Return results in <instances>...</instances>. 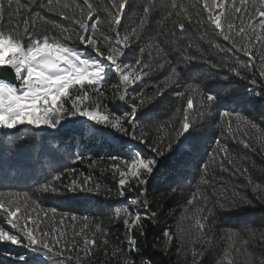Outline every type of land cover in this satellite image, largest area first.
Returning a JSON list of instances; mask_svg holds the SVG:
<instances>
[{
    "label": "trees",
    "instance_id": "16d2710c",
    "mask_svg": "<svg viewBox=\"0 0 264 264\" xmlns=\"http://www.w3.org/2000/svg\"><path fill=\"white\" fill-rule=\"evenodd\" d=\"M4 13V28H8L7 0H2ZM27 3L28 0H20ZM46 3V0H43ZM81 2L82 0H77ZM98 6L97 15L100 17L99 28L105 34H110L103 3L100 0H91ZM159 5L160 0H154ZM170 2V0H169ZM196 7L190 9L192 22L184 20L185 31L175 29L172 35V19H165L166 10L159 7L150 15V24L140 33L139 38L131 40V48L125 51L122 60L135 65L136 59L143 64L136 68L138 72H147L136 85H129L127 99L120 100L124 90L117 87L120 83L118 76L110 74L103 83L104 95L99 97L100 102L109 112H116L124 116L129 115L130 103L138 104L135 133L137 138L130 135L133 128L125 122L129 134L120 133L95 122L83 123L81 117L70 118L63 125L69 128L48 131H36L30 127H21L13 134L0 130V192H27L33 200L43 207L44 211L56 208L53 217L51 212L40 225L41 230L52 227L64 231L67 237L73 235V230L79 231L83 227L81 220H71L74 213L78 217L88 215L91 220L89 234L99 223L107 228L108 244L100 241L104 238L98 234L97 247L90 258H83L81 264H123L126 257H131L135 264H216L222 258L223 249L230 243L238 252L233 251L234 264H259L258 257L264 256V200L258 199L259 193L252 191L248 183L250 174L253 182L264 184V78L260 77L261 61L259 52L255 66H250L249 57L240 51L231 48L228 42L223 41L216 30L208 24H197L195 13L200 12V18H206V13L198 0H189ZM149 0H131L126 11L123 27L136 26L143 16V7ZM13 9L16 7L13 3ZM31 7V17L42 16L50 29L51 34L71 37V42L78 49L82 48L78 40V25L71 18H64L58 12H48L37 3ZM23 16V10H21ZM70 16V14H69ZM95 20V17H93ZM53 25L57 27H53ZM122 30V35H123ZM99 47L108 54V45L98 32ZM204 39H200V37ZM209 41L221 45L224 51L217 49ZM152 47H148V45ZM159 45V47H156ZM191 45V46H189ZM144 48L141 53L139 49ZM90 55H96L93 49L87 48ZM163 65V67H160ZM227 65L228 67H225ZM176 67L180 71L178 83L169 84L162 96L156 93L165 88V77L171 74ZM238 67L241 77L235 76L229 68ZM256 79L254 85L250 81ZM199 85L205 96L211 92L217 95L212 104L204 107L196 102L190 112L195 124V131L191 137L182 140L177 147L176 133L180 130L183 119V108L186 105L189 93L177 98L175 93L182 92L188 85ZM143 99L141 105L139 101ZM70 106V105H69ZM177 107L181 109L176 112ZM224 110L231 113L232 132L227 131L229 118H221ZM247 118L259 125V130L241 125L237 130L236 116ZM163 125V127H161ZM246 133V135H245ZM146 134V135H143ZM147 143H141L140 137ZM220 139L222 145H227L229 155L235 157L237 166L247 167L249 173L241 175L235 173L225 161L228 171L221 170L219 160L223 154H217L215 141ZM248 140L250 147L245 148L240 141ZM163 144L160 145L159 141ZM173 143L172 151H167V145ZM159 147L164 155L158 156L151 151V147ZM134 153L145 158L154 157L157 166L146 185L147 194L141 195V188L135 179L125 185L124 196L119 195V174L111 165L121 163V160H112L111 157L131 159ZM77 156L82 159H77ZM215 159L216 163L212 160ZM209 164L208 172L203 171L202 165ZM66 170H75L71 173ZM65 173L60 181H55L58 193L44 192L41 186L52 181L55 173ZM83 176L90 177L89 187L99 184L102 191L99 194L65 190V185L72 179L82 182ZM208 179L210 185H202L201 179ZM199 188L209 197V206L214 208L207 221L205 235L196 239L195 243L188 240L181 241L173 238L170 242L163 235L165 230H171L172 236L178 234V224L184 214L185 207L192 211L197 206H203L202 200L187 205L193 192ZM246 197L251 203H244L241 197ZM224 204L220 208L216 202ZM116 209H129L140 212H155L152 220L143 221V230L135 228L131 235L137 241L135 250L129 251L128 232L123 223V217L116 219ZM39 212V209L36 210ZM68 213V216H63ZM36 213H33L35 217ZM43 217V212H40ZM4 213L0 211V226H5ZM63 219V224L60 220ZM194 224V220L185 222V226ZM29 226H33L29 224ZM6 230L13 231L10 226ZM238 233L234 242L227 239L228 231ZM39 234V233H38ZM195 239V232H193ZM82 243V237L79 238ZM247 242L246 246L244 242ZM27 241L22 244L0 242V264H61L58 255L45 256L37 254L26 247ZM245 247L247 251H245ZM63 248V242L56 251ZM119 248L122 251L115 256L113 251ZM197 255L193 257L192 249ZM249 254L252 259L249 260ZM72 255L73 260H64L63 264H75V252H64V256ZM83 257V252L80 253ZM20 257H24L21 260ZM226 264V262H225Z\"/></svg>",
    "mask_w": 264,
    "mask_h": 264
},
{
    "label": "snow or ice",
    "instance_id": "6c2138e0",
    "mask_svg": "<svg viewBox=\"0 0 264 264\" xmlns=\"http://www.w3.org/2000/svg\"><path fill=\"white\" fill-rule=\"evenodd\" d=\"M101 3L104 0H100ZM131 0H107L104 11L107 16L110 34H105L99 28L102 23L97 15L99 8L93 4L91 0H28L27 3H21L20 0H7L8 7V28L5 30L3 20L5 7L0 0V128L15 129L21 125H29L33 128H49L57 130L62 127L70 118L85 117L101 126L111 128L120 133L129 134L125 127V122L133 128L131 132L132 138H137L135 133V122L138 112V104L130 103V118L128 114L121 116L116 112H109L99 97L105 93L102 89L103 83L108 79L109 75H116L120 81L117 87L124 90V95L119 98L121 101L127 99L129 85H136L141 81L147 72H138L137 67L143 64L141 59H136L135 65L125 63L122 57L125 51L131 48V40L139 38L140 33L150 24V15L154 9L159 7L166 10L165 19H172L173 32L179 29L180 32L185 31L184 20L192 22V13L190 9L196 7L195 3L189 0H160L157 5L154 0L143 7V16L139 23L128 28L123 27V20L126 11L130 7ZM13 3L16 7L13 9ZM37 3L46 8L48 12H58L64 18H71L78 25V40L82 48H77L71 42V37L63 35L64 29H61L60 35L51 34L50 29L44 27L48 25L42 16L31 17V7ZM203 11L207 14L206 18H200V12L197 11V24H210L223 41L228 42L231 48L228 51L237 50L245 53L249 57L250 66H255L257 56L254 54L259 52L261 61L260 77L264 78V0H198ZM23 10V16L21 13ZM70 14V16H69ZM95 17V20H93ZM53 27H57L53 25ZM123 30V35H122ZM103 38L108 45V54L99 47L97 33ZM204 39V37H200ZM217 49L224 51L221 45L215 41H209ZM191 46V45H189ZM152 47V45H148ZM159 47V45H156ZM87 48L94 50L96 55H90ZM141 53L144 48L139 49ZM163 67V65H160ZM225 67H228L225 65ZM143 68H148L147 64H143ZM235 76L241 77V71L238 67L229 68ZM180 71L176 67L171 69V74L165 77V88L160 89L156 95L162 96L169 84L178 83ZM256 84V79L250 81ZM188 92L186 105L183 108V119L180 122V130L176 133L175 144L178 147L182 140L191 137L195 131V124L190 117V112L194 108V98L200 107L206 104H212L216 101L217 95L209 92L206 96L203 94L199 85H188L182 92H176L177 98L184 96ZM141 99L139 104H143ZM70 105V106H69ZM181 109L177 107L176 112ZM221 118H229L227 122V131L232 132L231 113L224 110L220 113ZM237 130L241 125H245L251 129L259 130V125L251 120L236 116ZM163 127V125H161ZM146 135V134H143ZM140 137L141 143H147ZM246 135V133H245ZM217 154H223L219 160L221 170L228 171L225 167V161L233 169L235 173L245 175L249 173V169L237 166L234 162L235 157L229 155L227 145H222L220 139L215 141ZM240 143L245 148L250 147L248 140H242ZM162 145L163 141L160 140ZM151 147V151L158 156L164 155L159 147ZM264 147V146H262ZM173 143L167 145V151L171 152ZM77 159L82 157L77 156ZM112 160H121V163H113L112 169L119 174L118 184L120 187L119 195L124 196L123 191L125 185L135 179L141 188V195L147 194L146 185L149 178L154 173L157 166V160L154 157L145 158L139 153H134L129 160L122 157H111ZM216 163V160H212ZM203 171L208 172L209 164L205 162L202 165ZM75 170H66L71 173ZM65 173L57 172L53 175L52 181L41 186L44 192L51 191L58 193L59 189L55 186V181H60ZM91 178L83 176L82 182L78 179H72L69 184L65 185V190L77 193L86 192L99 194L102 189L99 184L89 187ZM202 185H210L208 179H201ZM248 183L252 186L254 193H259L258 199L264 200V184L253 182L250 174L248 175ZM202 200L203 206H197L194 210L189 211L185 207L184 214L178 224V234L172 236L171 230H165L163 235L170 242L173 238L180 239L182 242L188 240L195 243L205 235L207 221L212 215L214 208L209 206V197L201 192L199 188L192 193L191 198L187 200V205H193L194 201ZM244 203H251L246 197H241ZM220 208L225 205L216 202ZM39 209V212L36 210ZM0 211L7 217L5 226H0V242H10L12 244H22L27 241L26 247L30 248L37 254L43 253L45 256L50 254L61 257V264L64 260L72 261L73 256H64V252H75V264H81L83 258H90L97 247V235L100 234L104 238L100 241L103 245L108 244V231L101 224H95V230L89 234L91 228V220L93 218L88 215L78 217L76 214L71 215V220H81L83 227L79 231L73 230V235L69 238L66 232L58 231L52 227L49 230H41L40 225L44 222V218L48 216V212L57 213L56 208L44 211L43 207L36 200H33L27 192L21 194L19 192H0ZM36 213L35 217L33 213ZM40 212H43L41 217ZM155 212H140L129 209H116L115 217L119 219L123 217V223L128 232L129 251L135 250L137 241L131 235L135 228L143 230V221L152 220L156 217ZM63 216H68L64 213ZM194 220V224L185 226V222ZM63 224V219L60 220ZM29 224L33 226H29ZM10 226L13 231L6 230ZM195 232V239L193 238ZM39 233V234H38ZM238 233L228 231L227 239L234 242ZM82 237V243L79 238ZM264 239V234H262ZM63 242V248L56 251L57 247ZM245 246L247 242H244ZM239 248H234L230 243L223 249L222 258L216 261V264H234L233 251L238 252ZM122 250L116 248L112 255L115 256ZM245 251H247L245 247ZM83 252V257L80 253ZM192 255H197L195 249H192ZM24 260V257H20ZM252 254H249V260ZM259 264H264V256L256 258ZM123 264H135V261L129 256L123 261Z\"/></svg>",
    "mask_w": 264,
    "mask_h": 264
},
{
    "label": "rangeland",
    "instance_id": "374dc122",
    "mask_svg": "<svg viewBox=\"0 0 264 264\" xmlns=\"http://www.w3.org/2000/svg\"><path fill=\"white\" fill-rule=\"evenodd\" d=\"M87 52L90 54V51H88L87 50ZM81 121L83 122V123H88V122H92V121H90V120H88L87 118H85V117H81ZM21 127H30L31 129H33V130H36V131H41V130H43V131H48L49 129L48 128H40V129H36V128H33L32 126H29V125H21V126H18L17 128H15V129H7V128H0V130H2L3 132H5V133H7V134H13L17 129H19V128H21ZM61 128H69V126L68 125H63L62 127H60V128H58V129H61Z\"/></svg>",
    "mask_w": 264,
    "mask_h": 264
}]
</instances>
